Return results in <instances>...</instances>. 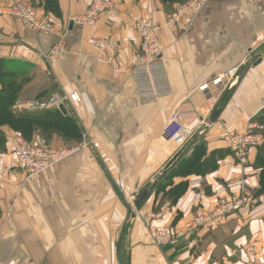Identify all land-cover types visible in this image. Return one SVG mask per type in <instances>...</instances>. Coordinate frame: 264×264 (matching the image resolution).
Listing matches in <instances>:
<instances>
[{
    "label": "crops",
    "instance_id": "0c3cea01",
    "mask_svg": "<svg viewBox=\"0 0 264 264\" xmlns=\"http://www.w3.org/2000/svg\"><path fill=\"white\" fill-rule=\"evenodd\" d=\"M58 1L59 18L35 3L59 33L67 31L65 56L52 53L59 40L55 35H35L22 21L0 16V71L31 72L22 83L21 102L52 94L69 97L68 116L57 109L21 111L28 120L24 133L35 143L66 146L75 126L94 141L96 153L78 154L37 182L27 181L14 153L18 133L3 128L0 264H118L119 246L122 264L125 254L128 264H264L257 147L243 164L225 141L227 135L245 133L264 112V0H209L202 8L189 0L173 4L171 11L161 0H116L115 10L96 27L72 29V19L85 14L92 0ZM9 4L0 0V8ZM174 15L180 22L172 32L167 23ZM140 17L160 28L174 91L151 105L139 101L131 79L141 49L135 30ZM106 38L119 42L121 72L96 59L93 42ZM234 68L235 87L210 104L203 84ZM180 107L194 115L181 126V142L168 145L163 135ZM169 165L173 173L178 169L172 185L183 184L185 190L174 205H160L164 195L151 186ZM242 182L251 205L227 216L217 229L162 249L152 243L147 215H158L154 227L186 230L195 209L214 208L220 198L239 194ZM147 189L148 199L131 213L126 201Z\"/></svg>",
    "mask_w": 264,
    "mask_h": 264
},
{
    "label": "built area",
    "instance_id": "2783aa9c",
    "mask_svg": "<svg viewBox=\"0 0 264 264\" xmlns=\"http://www.w3.org/2000/svg\"><path fill=\"white\" fill-rule=\"evenodd\" d=\"M207 1L209 0H191L190 4L202 8ZM10 2V6L0 8V16H9L22 21L26 28L35 35H55L59 40L52 53L64 57L67 31L59 33L49 15L40 14L37 9L25 4L23 0H10ZM115 8L116 0H92L87 12L72 19L71 23L79 27H96L102 17L115 10ZM179 22V17L174 15L167 23V28L175 32L179 27ZM135 30L141 39V49L131 73V79L135 85L138 99L142 104H157L162 99L171 97L174 93L166 64L162 58L160 28L153 19L140 17L136 20ZM93 48L99 63L108 64L116 72H121L118 55L119 42L116 39H97L93 42ZM237 73L238 70L234 68L226 71L221 76L209 79L203 84L201 91L208 97L210 104H216L223 95H226L235 87ZM215 92L218 94V98L215 97ZM72 99L76 103L79 101L78 95L73 96ZM68 104L69 97L54 95L44 102L21 104L16 105L14 108L21 111L27 109L31 112H38L51 109L60 110L61 106L66 108ZM190 115H194L193 110L184 107L176 109L172 114L171 124L164 132V138H167L168 141H175V144L178 145L182 140L179 131ZM258 129L259 127L256 124H250L245 133L225 137L229 149L236 154L243 164L248 161L250 149L263 143V136L257 133ZM13 142L14 153L26 175L27 181L37 182L41 176L50 173L55 167L80 153L89 157H94L96 153L94 141L88 136L76 145L66 148L34 145L19 135L14 137ZM132 199L137 200L135 197H132ZM251 201L248 186L242 182L239 194L220 198L214 208L195 209L192 223L186 230H178L174 227H154L153 221L158 217L155 214L147 215L144 222L152 243L162 249L177 243L190 234L212 232L219 227L227 216L250 206Z\"/></svg>",
    "mask_w": 264,
    "mask_h": 264
},
{
    "label": "trees",
    "instance_id": "16d2710c",
    "mask_svg": "<svg viewBox=\"0 0 264 264\" xmlns=\"http://www.w3.org/2000/svg\"><path fill=\"white\" fill-rule=\"evenodd\" d=\"M31 1L35 2L36 0H31ZM37 1L40 2V5L38 6L43 8L46 13L52 14L56 18H59L60 7H59L58 0H37ZM187 1L189 0H161V2L167 8L169 6H173V4H176V3L183 4ZM18 72L21 73V71H18ZM0 73L8 78H13L12 80H15V81H12L10 84H5V82L2 81L4 85L3 86L4 92H5V93L4 92L0 93V144H2L6 139V136L2 131L3 128L8 127L14 132L21 134V131L24 133L25 125L27 124L28 120L26 119L24 120L21 114L15 115L12 109V107L14 106V97L16 96V91L18 90V85L16 83L18 82V80H16V77L18 75H16V73H14L13 71H8V70L0 71ZM6 89L8 90L7 93H6ZM262 114L264 115V112H262L259 116H261ZM31 118H33V116L29 118V122L33 123V119ZM258 119H253V122L257 121ZM73 132L75 133V136H76L78 130L75 126L73 128ZM24 135L26 136L27 133L26 134L24 133ZM198 147H202V145L200 144ZM257 151H258V155H257L256 162H255V169L259 172V178H260V188L257 194L264 195V142L261 146L257 147ZM195 164H196V161L194 160V162L190 163L188 167L189 168L191 166L194 167ZM169 166L171 167L172 165H169ZM168 172H169L168 169H166L163 175L157 181L152 191L160 190L164 186L166 180L170 178V175L167 174ZM174 189H175V193L172 194L171 192L172 196H171L170 202L172 205H174L177 199L182 196L185 190V186L181 184V185L174 187ZM168 196H169L168 194H165L164 198ZM1 215L2 214L0 210V218H1Z\"/></svg>",
    "mask_w": 264,
    "mask_h": 264
},
{
    "label": "rangeland",
    "instance_id": "374dc122",
    "mask_svg": "<svg viewBox=\"0 0 264 264\" xmlns=\"http://www.w3.org/2000/svg\"><path fill=\"white\" fill-rule=\"evenodd\" d=\"M23 2L25 3V4H27V5H30V6H32V7H34L35 9H37V6H36V3L34 2V1H31V0H23ZM10 4H11V2H10ZM10 4L8 5V6H10ZM7 6V7H8ZM171 9H172V6H169L168 8H166V10L167 11H171ZM38 11H39V9H37ZM39 13L40 14H44V15H46L45 13H43V12H41V11H39ZM54 16V15H53ZM55 17V16H54ZM51 18V17H50ZM56 18V17H55ZM51 21H52V23H53V25L55 26V27H57V25H56V23L53 21V19L51 18ZM20 70H12L14 73H16V75H18L17 77H16V80H18V82H16L17 83V85H18V90L16 91V96L14 97V106L12 107V109H13V112H14V114L15 115H20L21 114V110H17V109H15L14 107L16 106V105H21V104H28V103H32V102H44V101H46V100H48V99H50L52 96H54V95H59V96H65V95H60V94H52V95H50V96H47V97H43V98H37V99H35V100H31V101H28V102H21V87H22V83L24 82V80L27 78V79H30L31 78V72L30 71H24L23 73H19L18 71H21V68H19ZM9 71V70H8ZM13 78H8V77H6V76H4V75H2L1 73H0V93L1 92H4V88H3V83H2V81L3 82H5V84H10L12 81H15V80H12ZM8 92V90L6 89V93ZM5 93V92H4ZM66 97V96H65ZM258 127H259V129H258V131H257V133H259L260 135H262L263 136V139H264V115L262 114L261 116H260V118L256 121V123H255ZM74 125V124H73ZM78 130V132H77V135L75 136V133L73 134V137H72V140L73 141H71V142H69L68 141V144L66 145V146H58V148H60V147H62V148H66V147H71V146H74V145H76L77 143H79V142H81L82 140H83V137H82V135H81V131H80V129L78 128L77 129ZM3 131V130H2ZM18 135L19 136H21L22 138H24L26 141H28L29 143H31V144H34V145H40V146H43V147H54V146H44V145H41V144H37V143H35L34 142V139H32L33 137H29V136H25L24 134H20V133H18ZM39 139H41V140H47L48 138L47 137H45V136H43V135H41V136H39ZM6 140V139H5ZM68 140H70V139H68ZM163 142L164 143H166V142H169V144L168 145H174V146H177V144H175V141H168L167 140V138L165 139H163ZM263 142H264V140H263ZM4 144H5V141L2 143V144H0V152L1 151H3L4 150ZM151 147H157L156 145L155 146H151ZM81 154V153H80ZM83 154V153H82ZM170 166H168L167 167V169H168V171L170 170V168H169ZM178 170V169H177ZM177 170H175V172L173 173V172H171V171H169L167 174H169L170 175V178L168 179V180H166V182H165V184H164V186L160 189V190H156V192L157 193H159V194H163V195H165V194H168L169 196L168 197H166V198H164V196L163 197H161V200H160V205H165V203H167V202H170L171 201V196H172V194L173 193H175V189H174V186L172 185L173 183H172V178L177 174L176 172H177ZM171 187V188H170ZM149 189V188H148ZM147 189V190H148ZM174 189V190H173ZM171 192H172V194H171ZM141 193H139V195H140ZM138 195V196H139ZM137 196V197H138ZM134 199H129V200H127L126 202L129 204V208H130V210H132V212L133 211H137L138 209H135V207H134ZM171 203V202H170ZM124 232H126L125 230L123 231V234H124ZM124 260H125V262H124V264H128L127 262H128V257H127V254H125L124 255Z\"/></svg>",
    "mask_w": 264,
    "mask_h": 264
},
{
    "label": "water",
    "instance_id": "95a60500",
    "mask_svg": "<svg viewBox=\"0 0 264 264\" xmlns=\"http://www.w3.org/2000/svg\"><path fill=\"white\" fill-rule=\"evenodd\" d=\"M73 28V24L71 23L70 24V29H72ZM60 111H61V113L64 115V116H68V111H67V109L64 107V106H61L60 107ZM212 120L213 119H211L210 121H208L207 122V125H210L211 124V122H212ZM156 183L157 182H155V183H153V185L151 186V189L152 188H154V186L156 185ZM149 194H150V190H145V191H143L140 195H139V197L137 198V200L135 201V203H134V207H135V209H139L140 207H141V205L148 199V197H149ZM131 213H133L132 211H131ZM120 246L117 248V263L118 264H122L121 263V259H120Z\"/></svg>",
    "mask_w": 264,
    "mask_h": 264
}]
</instances>
